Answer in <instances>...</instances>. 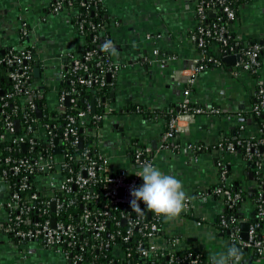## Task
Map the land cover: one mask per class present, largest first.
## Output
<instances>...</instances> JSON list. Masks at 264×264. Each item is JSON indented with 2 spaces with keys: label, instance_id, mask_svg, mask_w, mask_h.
<instances>
[{
  "label": "crops",
  "instance_id": "crops-1",
  "mask_svg": "<svg viewBox=\"0 0 264 264\" xmlns=\"http://www.w3.org/2000/svg\"><path fill=\"white\" fill-rule=\"evenodd\" d=\"M55 1L0 0V49L20 46L19 30L25 25V43L35 46L39 79L53 87H57L56 75L64 54L80 51L86 43L68 12L51 11ZM102 7L106 13V33L112 42L110 56L119 70L110 78L109 95L103 98L110 110L100 125L98 150L108 157L113 173L122 169L135 172L140 166L134 162L131 151L139 145L146 146L154 156V166L182 181L190 209L175 219L163 218L158 241L177 237L179 248L183 245L198 251L210 264L213 255L233 245L220 224H216L223 209L221 199L213 192L218 180V163L228 165L231 171L228 180L239 184L242 190L252 192L256 186L251 176H246L243 159L238 154L224 152L217 143L236 131L244 137L259 134V126L252 117L243 118L252 108L258 78L250 72L233 73L238 61L232 66L221 61L204 68L191 87V99L205 107H219L233 116H183L174 142L160 148L167 122L178 110L189 65L199 56L189 37L196 21L195 0H103ZM229 30L243 41L263 39L264 0L241 3ZM49 100L55 101L53 91ZM198 146L207 150L195 151L193 147ZM262 166L264 172V163ZM7 195L3 187L0 223L5 221L1 203ZM252 209L253 203L248 199L243 207V220H250L246 213ZM56 254L63 257L62 262L56 260ZM253 255L252 250L243 251L242 261ZM68 262L53 247L36 240H14L0 230V264ZM254 263L264 264V256L253 257L251 264Z\"/></svg>",
  "mask_w": 264,
  "mask_h": 264
},
{
  "label": "built area",
  "instance_id": "built-area-1",
  "mask_svg": "<svg viewBox=\"0 0 264 264\" xmlns=\"http://www.w3.org/2000/svg\"><path fill=\"white\" fill-rule=\"evenodd\" d=\"M102 1L81 0L80 4L97 7L102 6ZM60 10H65L71 17H75L76 24H73L78 32L83 34L87 30L93 33L92 42L99 39V48L64 54V61L56 75V81H62L69 74L76 75L75 78L70 79V88L58 89V85L53 87V85L40 79L26 86L25 80L28 79L29 75L27 74V66L24 64L35 57L30 49L19 48L17 52H13V49L10 48L8 55L2 59L7 65L14 66V69L8 73V77L12 81V91L6 94L7 98L17 96L20 102V110L24 111L26 107H29L36 112L39 108L41 115H43V102L47 107L46 115L54 111L57 115H66V120L60 133L53 132V125L43 123L38 124L35 128L20 124L19 132L14 134L17 126L8 117L4 119L2 123L3 132L0 138H10L12 143L20 144L23 149L28 143L30 147L36 146L37 150L32 157L13 158L3 155V149L0 148V183H4V190L8 194L1 203V207L5 210V221L0 223V230L14 240L39 241L47 247L61 251L70 262L80 264L81 254H73L72 251V247L77 244L78 236L82 237L84 232H89L93 240L103 239L104 233H110L108 232L109 221L114 219L115 224L124 221L126 226L125 234L122 236L124 241L130 237L133 230L140 233L141 239L138 241L137 250L141 257L165 255L170 264H198L201 261L199 254L194 255L192 251H188L182 257L177 255L179 249L177 237L163 242L158 241L159 229L164 217L146 209L142 201L140 202V206L144 210L142 215H138L131 209L129 203L131 199L130 188L143 184L142 178L135 175L139 170L127 172L122 169L113 173L109 167L108 157L98 150L101 136L100 125L110 110L109 105L104 101L94 100V111L91 110L90 102L85 107H80L77 103L79 92L74 85L77 82L87 90H92L93 86L97 85L96 87L100 89L107 85V74L110 75V78L116 75L119 65L110 56L112 42L108 39L105 24L80 18L76 14L72 0H56L51 11L58 12ZM208 13L217 16L210 26L204 24ZM194 15L195 26L189 37L198 50L199 56L192 60L189 65V74L185 79V87L178 104V110L167 122L166 129L161 135L160 148H166L170 142H174L181 129V117L183 116L192 117L199 114H223L227 118L233 116L219 107L194 104L195 102L191 99V87L200 71L211 65L220 64L224 55L234 54L239 56V60L233 73L237 74L238 71L259 73L260 63L264 57V38L249 43L244 41L245 44L241 46H238L237 43L228 45L229 21L232 22L236 17V10L229 0H195ZM222 19L225 22L221 23L220 20ZM19 31L24 37L27 36L25 25ZM215 43L219 45L217 46ZM106 44L109 45L107 49L103 47ZM216 47L217 51L215 50ZM98 50L99 54L97 55L95 52ZM156 52L154 51V53ZM94 60L97 72L95 74L88 72L86 76H80L79 72H87L90 62L92 63ZM51 91L55 95L53 102L49 100ZM67 96L70 98L69 105L65 104ZM255 99L256 102L250 111L255 115L264 117L263 80L257 79ZM68 107L74 112L68 113ZM96 108L101 109V112L96 113ZM238 116H240L239 113ZM23 117L27 118V114H23ZM29 120L34 121L32 117ZM88 125L91 128L85 134L93 137L92 144L97 147V153L95 157L79 156V158L83 157L85 161L78 165V170L73 171L67 159L59 154L58 150L64 151L67 143L79 145L80 136L77 135V127L84 128ZM260 132L261 129L259 128ZM258 143L263 144L264 138L260 139ZM236 144L244 148L245 159L253 158L255 160L256 173L263 171L264 152L257 150L256 142L240 138L234 143L232 140L223 137L217 143V147L226 153L238 154L236 153ZM188 147L190 148L191 145ZM193 149L195 151L207 150V147L198 146L193 147ZM132 155L134 162L140 167L144 163L154 165V156L146 146L136 147L132 150ZM218 165L221 167V171L218 173V185L213 188V192L221 198L223 204L231 207L241 199V189L232 190L230 188L225 167L220 162ZM8 171H11L13 175L22 173L16 189H13L7 182ZM261 182L264 185V179ZM255 189L257 190V197L253 199L252 203L259 220H264V195L258 186H255ZM99 195L106 198L112 205L129 209V211L122 213L117 218L111 215L109 209L91 210L88 203L97 202ZM78 203L81 205V212L73 221L70 210L76 207ZM189 209L190 200L188 199L187 207L183 213L187 214ZM52 218L55 219L53 225L51 223ZM232 220L235 219L232 218ZM239 221H237L238 225ZM246 221H249L247 240L239 239V226H234L233 229L228 230L229 240L238 248H247V251L252 250L254 254L262 257L264 256V236L259 232V221H252L251 219ZM219 223L221 227L226 228L227 218L221 215ZM116 234H120V232L116 231L110 234L109 239L103 240L101 246L109 248L111 245H115L116 247L118 243L113 242ZM94 246L93 244L92 247ZM127 264L133 263L128 262Z\"/></svg>",
  "mask_w": 264,
  "mask_h": 264
},
{
  "label": "trees",
  "instance_id": "trees-1",
  "mask_svg": "<svg viewBox=\"0 0 264 264\" xmlns=\"http://www.w3.org/2000/svg\"><path fill=\"white\" fill-rule=\"evenodd\" d=\"M81 0H72V4L74 8L76 9V14L80 16V18H84L88 21H94V22H101L102 24H105L106 22V13L104 11V8L102 6L94 7V5H81ZM231 2V5L235 8L236 13L238 10V6L247 1V0H229ZM66 4V2H64ZM66 7V5H65ZM64 9V8H63ZM216 15H211L208 13L207 19L204 21V24L211 25V22H213L216 19ZM72 22L75 23V17L71 18ZM220 22H225L224 19L220 20ZM231 22L229 21V24ZM76 24V23H75ZM229 43L228 45H233L235 43L238 44V46H241L244 43L242 39H239L234 32H231L229 30ZM19 36L21 37V45L20 46H13V47H7L4 49V52H0V135L3 132L2 123L4 122V119L8 117L10 120H12L14 123L17 121V127L14 134H17L19 132V125L21 126H28L30 125L31 128H35L38 124L43 123H49L53 125V132L60 133L64 128V121L66 120V115L61 114L57 115L54 111L50 112L49 115H46V109L47 107L42 102V109H43V115L37 116V113L30 109L29 107H26L24 111L20 110L19 107V99L17 96L12 98H7L6 94L8 92L12 91V81L8 77V73L14 69V66L7 65L2 61L4 57L8 55V52L10 48L13 49V52H17V50L20 48L30 49L33 53V56L35 55L33 48L25 44V37L22 35L21 31H19ZM82 36L86 40V43L84 44V47L81 50H97L99 48V39L96 42H92L93 40V33L88 32L87 30L83 32ZM258 39H249L245 42H254ZM217 45V43H215ZM219 45V44H218ZM217 45V46H218ZM217 48V47H216ZM215 48V50H216ZM222 49V47H220ZM226 49L228 48L225 47ZM15 50V51H14ZM97 55L99 54V50L95 52ZM95 60L92 63L90 62L87 72H79V75L84 77L88 72L95 74L97 72L96 66H95ZM24 65L27 66V74L29 75L28 79L25 80V85H31L35 80L39 79L35 75L34 69L38 65V61L35 57H33L32 60L27 61ZM253 76L258 78L259 80V73H251ZM39 77V76H38ZM75 78L76 75L69 74L66 78H64L62 81H57L58 89L60 88H70L71 83L70 79ZM76 89L79 92V99H78V105L80 107H85L90 102V98L93 97L94 100H100L103 101V98H107L109 95V91L111 88V83L107 81V85L101 87L98 89L94 85L92 90H94V93H91V89L87 90L77 82L74 85ZM256 91V88H255ZM256 102L255 99V92H254V101L253 104ZM198 104V103H194ZM68 113H73L74 110L68 107L67 109ZM96 113L101 112V109L96 108ZM23 114H27V118L23 117ZM250 115L252 119L257 123L259 128L261 129V132L254 137H244L241 136L239 132H235L233 134H230L228 139L232 140L234 143L237 141V139L245 138L250 140L251 142H256L257 150L259 152H264V143H258L260 139L264 138V117L262 115H255L252 111H249V113L244 114V116ZM32 117L34 121H30L29 118ZM91 128L90 125L82 127H77V135L82 138V144L79 145H72L70 143H67L66 149L64 151L58 150L59 154H62L68 161L69 165L72 167L73 171L78 170V165L83 163L85 160L83 157L79 158V156L82 155H88L90 157H95L97 153V147L92 144L93 137L91 135H86L85 132L89 131ZM21 131V130H20ZM140 146V145H139ZM134 147V146H133ZM0 148L3 149V155L10 156L13 158H19L21 156H28L32 157L36 154L37 147H30V145L27 143L26 148H22L20 144H14L11 142V139H2L0 138ZM56 150V151H57ZM55 151V150H54ZM132 152V151H131ZM236 153L243 159L244 161V168L246 171V176H251V180L255 182V185L258 186L261 190V192L264 195V189H263V183L261 182L264 179V172L261 171L260 173H256V168L254 165L253 158L252 159H245L244 158V148L241 145L236 144ZM133 158V157H132ZM227 172L228 177L230 178L231 171L228 168V165L225 163H221ZM221 167L218 168V173ZM22 173H19L17 175H13L11 171H8L7 173V182L12 186L13 189H16L19 184V178ZM230 188L232 190H239L241 189L239 187V184H235L231 179L228 180ZM218 182L214 185L217 186ZM213 187V188H214ZM250 194V195H249ZM257 197V190L254 188V191L248 192L246 190L241 189V199H239L236 204H234L231 207H228L227 204L222 205V211L220 215H223L224 217H229L230 221L227 224L226 228H223V231L231 230L234 228V226H239V216L241 215L242 218L245 215L243 212L244 203L249 199L253 202V199ZM97 202H90L88 203V206L91 210H103V209H109L111 211V215L115 216L117 218L120 217L122 213H126L129 211V209L122 208L120 206L112 205L106 198H104L102 195H99ZM220 198V197H218ZM221 199V198H220ZM264 204V203H263ZM72 213L73 221L78 216V214L81 212V205L78 203L76 207L70 210ZM254 211L253 214L251 212ZM251 212L246 213L248 215L247 217L251 219L252 221H259V232L261 235L264 236V220H259V216L257 214V211H255V206H253ZM235 219V220H232ZM110 224L108 225V232L110 233H104L103 239L100 240H93L91 238V233L84 232V234L81 236H78L77 238V244L72 247L73 254L78 253L81 254L82 259L80 264H127L128 262H132L133 264H170L167 257L160 256V255H149L146 258L141 257L139 254V251L137 250V244L138 241L141 239L140 233H138L137 230H133V233L130 235V237L124 241L122 239V236L125 234L126 226L119 222V224H115L114 219H111ZM216 224H220L219 220ZM116 231H119L120 234H116L114 236V241L116 244L111 245L109 248H103L101 246V243L103 240H108L110 237V234L115 233ZM144 241V239H143ZM95 245L92 247V245ZM183 246V245H182ZM180 247L177 250V255L179 257H182L183 254L187 253L188 251H192L193 254H199L198 251L192 250V249H186L185 247ZM64 248H67L64 246ZM243 252V249H241ZM200 255V262L198 264H207L208 259L205 255ZM69 264H78L77 262H70ZM173 264V263H171ZM175 264V263H174Z\"/></svg>",
  "mask_w": 264,
  "mask_h": 264
},
{
  "label": "clouds",
  "instance_id": "clouds-1",
  "mask_svg": "<svg viewBox=\"0 0 264 264\" xmlns=\"http://www.w3.org/2000/svg\"><path fill=\"white\" fill-rule=\"evenodd\" d=\"M103 47L107 49L109 45ZM135 175L142 178L143 184L130 188L129 203L133 212L143 214L141 201L146 209L166 220L177 218L186 209L189 198L182 181L175 175L162 172L152 163L142 164ZM242 258L243 252L240 248L228 245L226 251L211 257L210 264H241Z\"/></svg>",
  "mask_w": 264,
  "mask_h": 264
},
{
  "label": "water",
  "instance_id": "water-1",
  "mask_svg": "<svg viewBox=\"0 0 264 264\" xmlns=\"http://www.w3.org/2000/svg\"><path fill=\"white\" fill-rule=\"evenodd\" d=\"M0 52L3 53L4 52V49H0ZM238 60H239V56L238 55H234V54H227V55H224L221 58V61L226 66H232ZM34 72H35V75L37 77L40 75V70H39L38 67H36L34 69ZM107 81L110 82V75L109 74H107ZM91 93H94V90H92ZM69 99H70L69 96H67L65 98V104L66 105H69ZM90 104H91V110L94 111V98L93 97L90 98ZM36 113H37V116H40L41 115V111H40L39 108L36 110ZM17 124L18 123L16 121L15 122V125L17 126ZM81 144H82V138L80 137L79 138V146H81ZM22 146L24 147V145H22ZM55 152H57V151L55 150ZM3 186H4V183H0V190L3 188ZM263 189H264V185H263ZM252 191H254V189H252ZM120 194H121V191H120ZM53 209L54 208H53V204H52V210ZM253 213H254V211L251 212V214H253ZM239 219H240V221H239V239H241V240H247V238H248L247 232H248V227H249V221L243 220L241 215L239 216ZM54 221H55V219L52 218L51 219L52 225L54 224ZM227 221L229 222V217H227ZM122 223L124 224V221H122ZM225 232H226L227 235L229 234V231L228 230H226ZM243 251L244 252L247 251V248H244ZM253 257L256 259L257 258V255L254 254L252 257L247 258V259H244L242 262L243 263H246V264H251L252 263V260H253ZM68 263H70V261ZM254 264H257V263H254Z\"/></svg>",
  "mask_w": 264,
  "mask_h": 264
},
{
  "label": "rangeland",
  "instance_id": "rangeland-1",
  "mask_svg": "<svg viewBox=\"0 0 264 264\" xmlns=\"http://www.w3.org/2000/svg\"><path fill=\"white\" fill-rule=\"evenodd\" d=\"M26 44V43H25ZM33 45V44H32ZM32 45H30L32 48L34 47L35 48V46H32ZM34 48H33V50H34ZM38 48L39 47H36V50H38ZM260 70H261V75H262V78L264 79V67H262V69L260 68ZM261 75L259 74V78H261ZM261 78V79H262ZM243 161V160H242ZM244 162V161H243ZM242 162V163H243ZM33 245H35V244H33ZM52 253L55 255V253L56 252H54V251H52ZM61 255H59V254H56V256H55V258H56V260H58V261H60V262H62L63 261V257H60Z\"/></svg>",
  "mask_w": 264,
  "mask_h": 264
}]
</instances>
